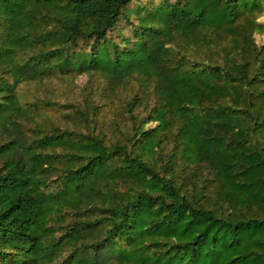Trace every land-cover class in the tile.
<instances>
[{"label": "trees", "instance_id": "16d2710c", "mask_svg": "<svg viewBox=\"0 0 264 264\" xmlns=\"http://www.w3.org/2000/svg\"><path fill=\"white\" fill-rule=\"evenodd\" d=\"M134 1L0 0V264H264V0ZM54 71L135 81L126 125L29 134Z\"/></svg>", "mask_w": 264, "mask_h": 264}, {"label": "rangeland", "instance_id": "374dc122", "mask_svg": "<svg viewBox=\"0 0 264 264\" xmlns=\"http://www.w3.org/2000/svg\"><path fill=\"white\" fill-rule=\"evenodd\" d=\"M151 0H135V2L146 3ZM160 0H152L158 3ZM150 3V2H149ZM258 22L264 23V14L257 18ZM136 23L134 15H130L129 19L122 18L118 24L125 35L131 36L133 26ZM116 37V31L113 36ZM256 42L259 45L264 44V32L256 31L254 33ZM4 65H0L2 72ZM108 81L100 73H54L45 76L39 80L24 82L18 86V95L23 103H34L38 101L40 104L48 100L55 101L56 105H41V109L33 108V119L23 120L25 128L29 134H33L36 123L42 128H50L57 124L61 127L75 128L78 123L76 121V110L87 109L88 104L100 105V117L98 124L104 125L107 133L111 134L115 123L122 126L126 125L124 106L125 99L133 92L137 83L125 87H120L114 95L109 93L107 89ZM150 123L149 125H152Z\"/></svg>", "mask_w": 264, "mask_h": 264}]
</instances>
